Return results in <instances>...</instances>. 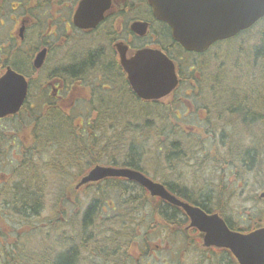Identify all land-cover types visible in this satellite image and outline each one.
Listing matches in <instances>:
<instances>
[{
  "label": "trees",
  "instance_id": "obj_1",
  "mask_svg": "<svg viewBox=\"0 0 264 264\" xmlns=\"http://www.w3.org/2000/svg\"><path fill=\"white\" fill-rule=\"evenodd\" d=\"M162 42H168L166 35ZM235 42L231 51L224 52L223 63L206 70L203 77L206 83L217 86L216 103L209 105L210 117L207 121L211 122V131L221 122L229 128L227 136L221 134L219 158L223 160L226 156L224 160L230 166L235 165L241 172L254 173L259 177L260 174L264 176V170H261L264 166L260 167L264 162V34L250 49ZM169 104L146 105L137 97L133 119L104 117L103 120L85 123L67 119L59 107H52L43 101L38 111L35 109L33 112L29 105L26 106L23 110L28 111L25 125L28 126L29 137H26L32 144L22 143V151L13 168L14 174L9 175L0 187L2 211L5 215L14 212L24 216H41L39 208H44L50 182L68 176L71 166L78 167L77 172L82 173L97 164H103L128 166L152 176L178 197L201 206L207 212L218 211L232 229L247 231L264 223V200L260 201L258 195L255 200L263 206L259 215L247 221L245 227H240L226 214L222 205L218 204L214 209L210 207V195L205 198L200 191L201 199H196L194 191L183 185L179 176L174 177L165 172L167 177L157 178L144 167L145 163L150 165L148 158L145 161V156L151 155L147 147L158 151L159 156L154 155V161L162 160L169 165H174L177 160L184 161L193 150L195 140H189L191 135L185 133L176 115V107ZM106 128L110 132L115 131L110 145V142H106ZM13 129L16 131L17 127ZM125 133H128L127 147L124 145L126 142H123ZM5 136L0 126V159L4 153ZM11 138L8 137V141ZM102 139L107 145L101 144ZM249 139L251 142H248ZM152 140V145L147 144ZM36 141L37 144L34 143ZM41 155H47V161L42 162ZM69 180L73 183L72 177ZM262 180L256 183V187L260 184V188L264 189ZM82 193L87 196V205L83 213L76 212L80 224L76 225L73 233L67 230L70 226H64L65 219L60 225V221L55 222L57 225L51 223L53 228L58 226L56 230L34 226L33 230L25 234L24 242L39 232L45 238H50L52 243L42 241L38 250L26 252L24 248L21 249L24 242L19 240V234L10 241L9 247H4V260L0 264H135L129 246L141 237L136 231V214H147L149 207H154L150 214L158 215L157 223H148L144 227L147 230L142 239L143 246L149 243L150 236L155 232L163 233L167 227L182 226L188 222L181 208L152 198L143 187L124 178H107L90 184ZM113 197L118 200V206L114 201L109 206L108 199ZM82 200L85 199L77 195L75 200L70 197L64 199L77 206L78 210Z\"/></svg>",
  "mask_w": 264,
  "mask_h": 264
},
{
  "label": "flooded vegetation",
  "instance_id": "obj_2",
  "mask_svg": "<svg viewBox=\"0 0 264 264\" xmlns=\"http://www.w3.org/2000/svg\"><path fill=\"white\" fill-rule=\"evenodd\" d=\"M80 2L0 0V78L10 69L26 77L29 95L24 108L29 105L33 112L38 111L43 101L59 107L67 119L81 123L104 117L133 119L136 98L140 97L122 65V53L132 59L140 50L156 48L175 63L179 84L161 99L141 100L146 105L170 103L185 121L195 115L207 121L209 105L216 103L217 86L203 77L216 66L217 57L231 51L228 40L215 42L205 52L189 51L174 40L168 24L155 18L146 0L140 17H136V0H113L94 28L83 29L74 21ZM136 22L148 23L146 35L132 29ZM165 35L167 43L162 42ZM43 51V63L37 66ZM186 55L192 59L185 64ZM5 138V145L13 143L19 149L24 142L14 134Z\"/></svg>",
  "mask_w": 264,
  "mask_h": 264
},
{
  "label": "rangeland",
  "instance_id": "obj_3",
  "mask_svg": "<svg viewBox=\"0 0 264 264\" xmlns=\"http://www.w3.org/2000/svg\"><path fill=\"white\" fill-rule=\"evenodd\" d=\"M9 24L10 23H8V26ZM262 34H264V20L238 37L235 43L239 44V46L242 45L245 49H250L257 43ZM219 57H217V64L221 65L225 58L221 57V59H219ZM191 59V57H187L186 55L184 58L185 64ZM202 59H204V57H202ZM212 68L214 69L213 66ZM199 117L202 116L195 115L190 117V120L187 119V121L184 122L186 125L184 130L185 133L191 135L189 140H195L192 144L193 150L190 153V157H185L184 161H174V165L164 164L162 160L154 161L153 156H159L158 151L154 148L150 149V147H147V151L151 150L150 154L152 156L144 155L145 161L147 158L150 160V165L145 163L144 167L151 171V174L157 178L164 176L167 177L168 175L174 177L179 176L183 185L188 186L194 191L196 199L198 197V199H201L199 194L200 191L203 192L202 194L205 198L210 195V207L212 209L218 204L222 205L226 210V214L235 224L240 227H245L247 221L249 222L252 218H256V216L259 215L258 212L263 207L261 202L255 200V197L262 189L260 188V184L256 187V183L264 179V176L260 174L259 177H257L254 173L241 172L235 165L230 166L229 163H226L224 160L226 156L221 160L218 154V148L222 143L221 134H226L227 136L229 128L225 126L224 122H221V124L216 126L215 129L212 128L211 133L204 132L203 136H201L195 133V130L199 128H210L209 125H211V122L199 120ZM26 118L27 117L24 114L23 117L20 116L18 118L2 120L0 121V126L4 129L6 136L12 134L15 136L18 135V137L21 136V140L28 143V126L25 125V121L22 120H26ZM14 127H17L16 131L13 129ZM213 130H215V132H213ZM185 133L183 132L182 134ZM105 136L108 137L106 142H110L108 144L110 145L115 137V131L112 130L110 132L106 128ZM127 137L128 133H125L123 136V142H126V144H124L125 147L128 146L126 141ZM106 142L101 144L105 146L107 145ZM248 142H251V139H249ZM149 143L152 145L153 140L147 142V144ZM12 144L7 143L5 145L3 156H1L0 159L2 162L0 164V181L2 182L0 187H2V184L6 181L9 175L12 176L14 174V165L17 163L19 153L22 151V146L19 149V147L14 144L12 146ZM116 145L123 146L121 144ZM41 161H47V155H41ZM261 166H264V162L261 163L260 167ZM77 168L78 167L71 166L67 173L69 174L68 176H62L57 179L53 178L56 180L50 182L44 208H39L40 213H42L41 216L34 217L33 214H29V216L18 215L13 211V213H6L7 215H5L1 209L3 202L2 198H0V263H3L4 260V247L6 245L9 247L11 245L10 241L17 238L19 234V240L24 242L25 234L33 230L34 226L41 225L48 230H56L58 226L53 228L51 223L54 222L52 224L57 225L55 222L60 221V225L65 219L64 226H70V229L67 230H69L70 233H73L77 228L76 225L80 224V218L76 217V212L83 213L87 205V196H84V193H82V190L86 186L78 189L77 183L80 181L81 177L88 172V170H84V172L81 173L77 172ZM261 170H264V168ZM71 177L73 183L69 180ZM76 195L85 199L82 200V203L80 204V210H78V207L72 203L64 201L67 197L75 200ZM112 201L118 206V200L114 197L108 199L109 206H112ZM153 208L154 207H149L148 210L151 211ZM149 214L150 213L147 212V216L144 213H139L134 217L137 221L135 224L137 235L141 236L138 238L137 242L133 241L129 246V253L135 259V264H167V262L169 264H234L230 255H227L226 252L220 251V249L207 250L205 248L203 249L201 246L200 248H187L185 242L183 243L179 237L174 240L168 236L163 240V235L166 234L165 231L164 234L161 231H158L150 236V241L147 245L150 244L149 249L151 252L149 251L150 254L143 258L146 254L142 250L144 242L142 239L145 238L146 233V230L143 227L148 225V223H154L157 221L156 215ZM141 224H143V227ZM25 228H27V231ZM167 234H169V231ZM42 241L52 243L50 238H45V236L40 235L38 232L27 238L23 245H21V249L24 248L26 252L27 250L36 251L42 246ZM191 241L194 243L197 239L191 238ZM165 248L167 249L165 250ZM142 259L146 260L142 261Z\"/></svg>",
  "mask_w": 264,
  "mask_h": 264
},
{
  "label": "water",
  "instance_id": "obj_4",
  "mask_svg": "<svg viewBox=\"0 0 264 264\" xmlns=\"http://www.w3.org/2000/svg\"><path fill=\"white\" fill-rule=\"evenodd\" d=\"M155 17L168 23L174 39L189 51L205 52L213 43L236 36L264 18V0H148ZM112 0H82L75 14V24L83 29L94 28L111 7ZM132 29L145 35L148 23L136 22ZM45 51L39 54L41 66ZM122 65L139 97L160 99L178 85L175 64L161 50L144 49L127 59L122 53ZM28 95L26 78L9 70L0 78V118L17 114ZM109 177L127 178L139 183L153 197L183 207L192 224L203 234L206 246L229 249L239 264H264V226L249 233L232 231L219 214L209 215L172 195L165 185L144 173L112 166H96L83 177L78 186ZM264 199V191L259 195Z\"/></svg>",
  "mask_w": 264,
  "mask_h": 264
}]
</instances>
